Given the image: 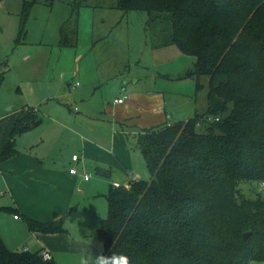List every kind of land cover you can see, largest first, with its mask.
Returning <instances> with one entry per match:
<instances>
[{
    "label": "trees",
    "instance_id": "trees-1",
    "mask_svg": "<svg viewBox=\"0 0 264 264\" xmlns=\"http://www.w3.org/2000/svg\"><path fill=\"white\" fill-rule=\"evenodd\" d=\"M118 7L149 15L155 46L194 57L182 78L198 91L206 80L209 98L204 115L127 135L151 178L111 187L97 234L104 253L126 254L132 264L264 262V0H119ZM77 28L75 10L62 26V47L76 46ZM42 122L28 111L0 159L15 156L18 136ZM243 184L260 189L246 197ZM26 223L34 233L66 232L64 218ZM0 264L56 263L12 251L0 237Z\"/></svg>",
    "mask_w": 264,
    "mask_h": 264
},
{
    "label": "rangeland",
    "instance_id": "rangeland-1",
    "mask_svg": "<svg viewBox=\"0 0 264 264\" xmlns=\"http://www.w3.org/2000/svg\"><path fill=\"white\" fill-rule=\"evenodd\" d=\"M118 1L0 0V72L21 62L27 55V50L20 49L19 42H42L52 49L49 63L41 61L37 67L38 82L18 83L17 72H14L7 84L1 86L0 111L11 107H14L12 111L20 108L39 110L45 123L37 130V136L45 134L50 143H54L49 126L52 119L73 124L75 117L86 114L107 116L114 99L126 95V91L159 90L165 94L171 109L170 124L204 115L208 110L207 81H203L204 87L198 91L194 79L182 78L193 67L194 57L184 55L176 45L155 46L146 31L149 15L141 11L126 12L118 7ZM26 8L29 9L27 17ZM75 10L78 14L77 44L75 48H62L58 46V25L61 27ZM23 22L25 30L20 35ZM73 81L80 82L81 87H69L68 83ZM201 128L206 129L205 126ZM64 139L60 147L64 146L71 154L79 150L73 135L64 136ZM138 166L143 173L141 179L150 180L143 158ZM94 175L93 180L99 179ZM108 186L104 181L102 188ZM242 187L245 196L250 198L255 196L254 189H260L256 184H243ZM83 191V194L90 193L85 187ZM104 194L107 193L99 192L94 195L97 197L87 200L65 225L80 247L91 245L87 254L79 249L76 253H60L55 256L57 264H74L73 258L80 255L94 258L100 218L108 215L109 203ZM31 237L27 240V247L36 252L35 239ZM22 248L21 241L14 242L11 247ZM251 264L264 262L252 261Z\"/></svg>",
    "mask_w": 264,
    "mask_h": 264
},
{
    "label": "crops",
    "instance_id": "crops-1",
    "mask_svg": "<svg viewBox=\"0 0 264 264\" xmlns=\"http://www.w3.org/2000/svg\"><path fill=\"white\" fill-rule=\"evenodd\" d=\"M65 22L61 27L58 25V46H61V30ZM19 44L20 49L27 50V55L21 62L0 72L5 74L2 85L7 84L14 72H17L18 83L35 84L40 80L38 65L41 61L50 60V46L42 42ZM68 86L76 89L81 84L73 81ZM126 93L115 98H123L124 102H114L107 116L92 117L86 114L80 118L75 117L73 124L63 119H52L49 126L54 134L51 140L55 144L50 143L45 134L37 136V130L45 123L43 117L42 124L15 140L18 151L15 156L0 159V237L10 250L31 252L30 247H27L31 235L35 239L36 252H49L56 264L55 256L60 253H76L79 249L81 253L87 254L91 245L80 247V243L69 235L66 226L65 233H34L29 230L26 219L49 223L64 218L66 225L69 217L77 214L87 200L97 197L94 195L99 192L105 191L108 194L114 182H128L130 173L141 180L143 173L138 165L144 157L127 135L170 125L171 109L166 95L159 90H134ZM12 110L14 107L0 111V156L11 139L15 125L28 111L35 110V114L40 115L35 108ZM68 135H73L79 144V150L72 154L64 146L60 147L65 140L64 136ZM51 144H54L53 147ZM75 155H78V161L73 160ZM72 168H76L78 173L71 174ZM100 171L109 173V176H104ZM93 174L99 179L93 180ZM84 175H90V179L86 180ZM104 181L108 183V188H102ZM83 187L90 193L83 194ZM107 194L103 196L106 198ZM103 219L100 218L99 228ZM18 241L24 244V248L11 249L14 242ZM94 243L97 245L102 242L98 239Z\"/></svg>",
    "mask_w": 264,
    "mask_h": 264
},
{
    "label": "clouds",
    "instance_id": "clouds-1",
    "mask_svg": "<svg viewBox=\"0 0 264 264\" xmlns=\"http://www.w3.org/2000/svg\"><path fill=\"white\" fill-rule=\"evenodd\" d=\"M96 248L97 251L94 254V258L80 255L73 258L74 264H132L131 258L126 254L113 252L105 254L102 243L97 244Z\"/></svg>",
    "mask_w": 264,
    "mask_h": 264
},
{
    "label": "built area",
    "instance_id": "built-area-1",
    "mask_svg": "<svg viewBox=\"0 0 264 264\" xmlns=\"http://www.w3.org/2000/svg\"><path fill=\"white\" fill-rule=\"evenodd\" d=\"M114 102L117 103V104L118 103L120 104V103H123L124 102V99L123 98H118V99H115ZM216 119L218 120V118H216ZM209 120L212 121L213 119L212 118H209ZM73 160L74 161H78L79 160L78 155H75L73 157ZM70 173L73 174V175H75V174L78 173V171H77L76 168H72V169H70ZM84 177H85L86 180H89L90 179V175H84ZM129 181H131V182H139L140 179H139L138 176L133 175L132 173H130L129 174ZM113 186L116 187V188H119V187H122L123 184H121L120 182H114L113 183ZM261 187H262V189H264V182L261 184ZM16 218H17V216H16ZM42 256H43V259L45 261H52L53 260V257H52V255L49 252L42 253Z\"/></svg>",
    "mask_w": 264,
    "mask_h": 264
},
{
    "label": "water",
    "instance_id": "water-1",
    "mask_svg": "<svg viewBox=\"0 0 264 264\" xmlns=\"http://www.w3.org/2000/svg\"><path fill=\"white\" fill-rule=\"evenodd\" d=\"M250 235H251V232H248V233H245L243 236L245 239H248Z\"/></svg>",
    "mask_w": 264,
    "mask_h": 264
}]
</instances>
